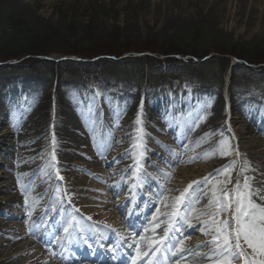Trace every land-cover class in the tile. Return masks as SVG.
Returning a JSON list of instances; mask_svg holds the SVG:
<instances>
[{
    "label": "rangeland",
    "instance_id": "obj_1",
    "mask_svg": "<svg viewBox=\"0 0 264 264\" xmlns=\"http://www.w3.org/2000/svg\"><path fill=\"white\" fill-rule=\"evenodd\" d=\"M50 1V8H46L42 2L36 0H0V17L3 20L13 18L33 31L54 29L65 36L67 46H73L79 42L78 40L84 41L90 37L94 39L97 36L114 37L118 39L117 43H124L127 46H139L148 41L156 42L158 45L163 42H174L175 45H183L194 52L192 63L197 65L198 70L184 78L165 73L149 78L146 75L147 67H144V71L135 65L129 69L120 68L119 71L106 72L96 65L97 59H79L69 54L46 53L40 57H32L47 60L56 65L61 71L58 72L55 80L49 72L41 69L1 72L0 89L8 82L11 85L23 80L31 84L34 82L42 84L30 111L46 124L50 132L43 137L42 142L38 137L35 138L32 126L27 123L30 111H26L23 120L17 123L5 119L4 113L0 114V133L4 130L9 131L8 134L0 137V186L5 184L4 182L8 183L6 194H0V210L16 211L15 208L2 203V200L18 199L24 202L28 199L31 205L29 211L24 216L20 207L16 211L19 216L13 219L14 223L20 224L19 228L30 225L31 220L27 216L34 208L37 209L33 218L43 216L34 224L44 230L43 239H47V245L48 243L61 245L70 253L79 247L89 256L97 250L100 254L111 257L113 249L108 240L113 235L121 244L116 254L119 262L107 261L105 264H217V250L213 242L197 246L187 257H181L189 251L181 248L182 244L174 250L166 247L169 239L174 235L173 229L179 218L177 215L179 210H184L185 214L182 217L185 215L189 217L187 222H183L182 227V237H184L182 241L186 242L188 236L194 233L193 230L185 231L190 220L198 222L209 220L204 213H215L219 209L217 206H210V201L200 198L204 185L196 191L186 190L182 183L173 180L167 174L178 163L189 164L199 160L192 158L189 153L181 155V151H174L176 147L172 144L173 139L156 113L151 95L154 90L166 91L167 94L172 90L180 93L182 88L187 90L198 86L206 92L201 113L221 107L219 119L223 121L224 130L229 133L231 158L235 157L237 162L236 170L231 174L235 179L232 180L231 177L228 180L226 175L228 171L218 174L220 170L226 168L229 170L231 165L229 162L225 167L212 173L208 177L210 179L207 178L206 185L219 187L221 192L233 190L239 180L238 155L241 150L235 137L244 128V124H237L236 118L244 115L239 113L231 101L240 93L256 94L264 100V78L258 75L259 77L236 80L228 94L227 104L225 87L228 77L221 75L215 63L218 62V57L220 58L218 50H221L223 46L230 48L236 45L237 49L241 48L249 53L264 51V0ZM45 49L56 48L54 45H49ZM144 55L151 56L152 59L164 60L163 56L144 52L142 55L125 54L118 62L131 61V57ZM173 55L169 56L176 60H189V57ZM238 59L240 58L229 57L230 66L238 64ZM246 61L251 62V59ZM254 61L256 60L252 62ZM11 62L16 63V61ZM74 64H80L78 67L82 65L86 71H74L72 69ZM88 89L93 91L92 98L89 99L91 109L87 110L86 115L79 113V118L83 116V120H87L90 129L88 132L99 138L104 137L105 124L111 122L107 131L109 139L104 146H99L98 140L89 142L88 156L92 158L91 160L73 153L66 155V152L59 150L60 157L55 160L52 158L55 153L52 147L55 143L59 144L62 141L63 135L54 134L53 121L62 115V110L70 112L72 110L71 114H75L72 104L77 105L80 102V107L83 106L81 94L88 93ZM116 89L132 96L135 102L131 107L128 105L126 111L113 118L110 117L111 113L107 109V104L109 93L115 92ZM100 93H103L102 97ZM189 111L191 108L186 106L181 111L176 110V115L183 123H186L185 116ZM141 112L146 116L147 124L145 125H157L161 128L159 131L149 132L143 127L142 130L150 133L165 149L158 150L157 147L151 146L155 151L153 154L157 156L152 154L149 158L140 160L137 154H132L127 157L120 156L118 160L110 162L113 155L123 153L127 149V144H122L119 139L122 128L116 130L115 122L123 119L125 123L123 129H126L130 127L129 124L138 121ZM148 114H154L155 118L149 117ZM244 118L248 117L244 116ZM251 128L249 139L247 138L245 142L250 144L264 142V131L256 129L254 125ZM137 130L139 128L125 131L130 133ZM132 136L138 138L131 143L130 147H136L137 144L139 146L140 134L136 133ZM43 147H46L47 156L45 152L38 153V149ZM212 164H215L214 159L202 160V163L198 165L209 168ZM2 176H7V179ZM194 177L200 180L203 173L197 170ZM80 181L83 182V188L78 190L77 187L80 185L77 186V183ZM122 186L125 187L121 189ZM0 189L5 188L0 187ZM96 189H99V193L94 192ZM111 190L116 193L112 195ZM214 192L217 193L211 191L207 196L213 195ZM83 195H91L94 200L84 199ZM100 198H113V201L121 202L120 207L114 209L119 217V224L127 226L125 222L129 220L132 224L130 227L135 228L133 235L137 238L142 236V230L148 220L146 213L149 208L157 207L160 210L157 212L159 213L157 223L151 224L149 228L152 230V236L143 237L141 253L135 250V253L138 252L136 253L138 261L134 260L136 257L134 251H128L131 246L128 244L130 239H122L126 236L120 233L118 228L102 227L107 222L104 218L112 212L114 207L110 203L102 202ZM196 198H200L198 202L195 201ZM173 200L175 203L172 202ZM185 205L188 206L185 207ZM91 206H94L97 215L91 214L93 212L90 211ZM140 213L141 216L138 219L137 216ZM224 218V215L216 217V219ZM198 222H195L192 227L202 225ZM63 223L67 226V232L61 228ZM55 226L61 229L55 231L53 230ZM127 229L132 233L131 228ZM61 230H64L62 233L65 234L64 237H50L51 234ZM22 234H25L27 238L30 237L26 232ZM205 238L213 241V234L208 233ZM202 251L206 253L201 254ZM122 259L123 262H121Z\"/></svg>",
    "mask_w": 264,
    "mask_h": 264
},
{
    "label": "bare ground",
    "instance_id": "obj_2",
    "mask_svg": "<svg viewBox=\"0 0 264 264\" xmlns=\"http://www.w3.org/2000/svg\"><path fill=\"white\" fill-rule=\"evenodd\" d=\"M38 2H42L43 6L46 8H50L51 1L50 0H36ZM155 3V2H154ZM42 16V14H41ZM41 83L34 82L30 83L25 80L16 82V84H8L4 85L0 89V114L4 113L5 119L13 123H17L22 121L24 118V114L26 111L31 110V105L36 96H38L41 90ZM228 94L226 95V101L228 104ZM93 91L88 89V93L82 95L81 100L83 106L80 107V102L77 105L72 104V108L75 114H71L68 110H62V115L60 117H56L53 121V127L55 130L54 134H62L63 139L61 142L55 143L52 147L53 151V159L58 160L60 157L59 151L68 153H73L81 158L92 159L88 156V145L89 142L98 140L99 146H104V144L109 139L108 132L109 127L111 126L109 122L106 123L103 128L104 129V137L99 138L95 137L93 133H90V129L88 128L87 120H83V114H87V110H90L89 99L92 98ZM103 96V93H100V97ZM206 92L204 89L199 88L198 86L188 88L185 90L182 88L180 93H177L175 90H172L171 93H166V91L162 90H154V93L151 95V101L155 108L156 113L159 115L160 120L163 126L166 128V131L172 137V144L176 147L174 151L180 152L181 155L191 154L192 158L198 159L199 161L190 162L189 164L178 163L175 167H173L172 171L167 174L180 183H182L184 189L196 191L202 187L203 194L200 198L206 199L207 201H212L214 199L213 195L207 194L211 191H216L215 198H219L222 194L221 189L219 187L206 185V179L212 174L225 167L229 162L231 163L228 172L226 173L228 180L231 178V174L236 170V158H231L230 154L222 155V150H228L230 146V137L229 133L224 130L225 126L222 124L219 118V115L222 111L221 107L216 109H210L207 112L201 113V105L206 99ZM108 104L107 109L111 113L110 117H116L123 111H126V107L130 105V107L134 104L135 100L132 96L126 94L122 90L116 89L115 92L109 93L108 95ZM232 105L239 111V113H243L244 116L248 117L247 119L244 116L240 115V117L236 118L237 124H244V128L241 132L235 137L236 143L241 149L238 155L240 163V170L238 172L239 182L241 184L244 183L245 177H251L252 179L249 181L253 190H259L258 196H253V199L256 200L257 203L264 204V200L260 199V196H264V142L259 143H247L245 142L247 138L249 139V132L252 130L251 126H255L256 129L260 131H264V100L257 97L256 94H247L240 93L239 95L233 97ZM191 108V111L185 116L187 120L186 123H183L180 118L176 115V110L181 111L184 107ZM83 114H82V113ZM93 112V111H92ZM82 114L81 118L80 114ZM201 113V114H200ZM200 114L199 116H197ZM73 115H75L73 117ZM84 115V116H85ZM149 117H154V114H148ZM184 117V116H183ZM29 120L27 123L32 126L33 134L35 138L38 137L42 142L43 137L48 134L50 131L46 127V124L40 120L39 117L34 112L30 111ZM80 119V121H78ZM146 116L143 112L140 113V117L136 123L129 124L130 127L123 129L125 125L123 119H119L115 122V128L121 129L122 135H120L119 139L122 144H127V149L123 153H117L113 155L112 161L118 160L120 156L127 157L132 154H137V157L140 160H145L147 157L149 158L154 151V148L151 146H155L158 150L165 149L163 145L159 143V141H155V138L150 133L144 132L142 130L145 127L149 132L159 131L161 128L157 125H145L147 122L145 121ZM83 120V121H82ZM231 120V118H230ZM192 121V122H191ZM91 123V122H90ZM230 123V122H229ZM215 126V128H213ZM135 128H139L136 132L127 133L125 130H132ZM124 131V132H123ZM9 131H1L0 137L8 134ZM140 134V142L135 145L136 147L131 146V143L137 139L138 137H133V134ZM106 136V137H105ZM152 136V138H151ZM150 137V138H149ZM222 142H225L222 144ZM244 144V146H243ZM62 147V148H61ZM167 149V148H166ZM45 152V155H48L46 151V147L42 149H38V153L42 154ZM155 152V151H154ZM155 155V153L153 154ZM157 156V155H155ZM207 156V158H206ZM215 164H212L209 168H205V165H198L202 163V160H213ZM184 161V160H182ZM197 163V164H195ZM74 165V164H73ZM132 168V167H131ZM130 168V170H131ZM197 170H200L203 173V177L199 180L194 177V174L197 173ZM3 173V172H1ZM2 178L7 179V176H2ZM235 179L232 177V180ZM0 187L5 189H0V194H6V190H8V183L4 182ZM80 185V186H79ZM83 182L77 183V189L81 190L83 188ZM191 185V187H189ZM125 186H122L124 188ZM119 189V186H118ZM114 191V190H113ZM112 192V195L115 194ZM94 192L99 193V189H96ZM101 192V191H100ZM156 194V193H155ZM78 195V194H77ZM84 199L94 200L91 195H83ZM87 197V198H86ZM200 198H196V202L199 201ZM102 202H107L113 205V210L110 212L106 218L107 222L102 225L104 228H118L120 233L124 234L126 238L122 239H130L129 243L131 246L128 251H134V255L138 252H142L143 246V237L152 236V230L149 229L153 224L157 223L156 219L159 217L157 207L149 208L146 213L148 220L146 221L145 228L142 230L141 237L137 238L133 235L134 227L130 226H121L118 221L119 217L114 212V209L120 207L121 202L113 201V198H100ZM161 200V199H159ZM7 206H11L15 208L16 211L21 207L23 210L22 215L25 216L26 212L29 211L31 205L28 199H25L24 202L19 201L18 199L13 200H2ZM172 202L175 203L173 200ZM18 208V209H17ZM96 208V207H95ZM94 206H91L90 211H93L92 215H97V212L94 211ZM13 210H9L8 212H3L0 210V264H105V262H114L118 263L119 258H117V250L121 245L120 242H117L115 237L112 235L108 243L112 245L113 253L111 257H107L105 255L100 254L97 250L94 251L92 255L85 254L83 250H77L75 255L71 256L67 254V252L59 247H54L56 244L47 245V239H43L44 230L40 227L35 226V222L37 219H41L43 215H36L37 209H33L32 212H29L27 218L31 220V224L19 228L20 224L14 223L13 219H16L19 214ZM153 214V215H151ZM184 210L177 213L179 219L183 220ZM137 216V215H136ZM141 216V213L137 216L138 219ZM150 216V217H149ZM34 220V221H33ZM208 220H204L202 222H198L190 220L189 224L185 227V231L193 230V235L188 236V241L183 242L180 246L183 249L189 250L181 255V257H187L188 254L192 252L197 246L202 244H208L212 242L205 238V233L201 231V226L192 227L195 222L198 224H204ZM152 224V225H151ZM129 225H132L129 223ZM63 229H66L67 226L64 223L61 225ZM148 227V228H147ZM170 227V225L168 226ZM60 227L55 226L53 230L61 229ZM131 228L132 233L127 229ZM195 228V229H194ZM52 230V231H53ZM184 231V232H185ZM19 232V233H18ZM26 232L30 237H26ZM50 233V231H48ZM136 232V231H135ZM134 232V234H135ZM52 233V232H51ZM64 230L60 232H56L51 234V238L64 237ZM209 235L213 234L212 232H208ZM130 235V236H127ZM133 235V236H132ZM135 250L136 253H135ZM249 251H251L249 249ZM129 253V252H128ZM201 254L206 253L205 251L200 252ZM207 255H209L207 253ZM138 255L134 258L135 261H138ZM189 257V256H188ZM123 262V259L121 260Z\"/></svg>",
    "mask_w": 264,
    "mask_h": 264
},
{
    "label": "trees",
    "instance_id": "obj_3",
    "mask_svg": "<svg viewBox=\"0 0 264 264\" xmlns=\"http://www.w3.org/2000/svg\"><path fill=\"white\" fill-rule=\"evenodd\" d=\"M65 39L62 33L54 29L33 31L13 18L3 20L0 17V73L23 69H41L44 72H49L55 80L61 70L47 60L32 57H40L46 53L69 54L79 59H97L96 65L106 72L119 71L120 68L129 69L135 65L144 71V67H147V74H145L149 78L160 76L163 73L184 78L198 70L197 65L192 63V58L195 56L194 52L189 51L183 45H175L174 42H163L158 45L156 42L148 41V43L139 46H127L124 43H117L118 39L116 40L114 37L97 36L94 39L90 37L84 41L78 40L79 42L73 46H67L68 42ZM49 45H54L56 49H45ZM144 52L159 57L163 56L164 60L152 59L151 56L144 55L131 57V61L118 62L125 54L138 53L142 55ZM218 53L220 58L218 57L215 66L222 76L227 75L228 77V93H230L236 80L245 77H259L258 75L264 78V51L249 53L241 48L237 49L236 45H232L230 48L223 46L221 50H218ZM172 54H174L173 56L189 57V60H176L169 56ZM231 56L240 58L238 64L230 66L229 57ZM248 59H251V62L246 61ZM253 60L256 61L252 62ZM10 61H16V63L8 64ZM78 65L80 64H74L72 69L74 71H86L82 65L81 67Z\"/></svg>",
    "mask_w": 264,
    "mask_h": 264
},
{
    "label": "snow or ice",
    "instance_id": "obj_4",
    "mask_svg": "<svg viewBox=\"0 0 264 264\" xmlns=\"http://www.w3.org/2000/svg\"><path fill=\"white\" fill-rule=\"evenodd\" d=\"M221 154H230V151L222 150ZM223 171H227V168L218 171V174ZM251 179L245 177L243 184L237 180L235 188L222 192L219 198H215L214 192V199L209 203L210 206H217L219 211L204 213L209 220L201 225V231L205 234L209 231L213 233L212 242L217 250V264H264V204L253 199V196L259 195V190L252 189L249 184ZM260 199L264 200V196H260ZM219 215H224L225 218L216 219ZM188 219L185 215L183 220H176L174 235L169 239L167 248L174 250L182 243L183 222Z\"/></svg>",
    "mask_w": 264,
    "mask_h": 264
}]
</instances>
